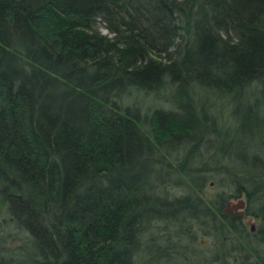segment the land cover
I'll list each match as a JSON object with an SVG mask.
<instances>
[{
    "label": "trees",
    "instance_id": "1",
    "mask_svg": "<svg viewBox=\"0 0 264 264\" xmlns=\"http://www.w3.org/2000/svg\"><path fill=\"white\" fill-rule=\"evenodd\" d=\"M255 141L264 0H0V264H141L159 228L212 240L166 264H264Z\"/></svg>",
    "mask_w": 264,
    "mask_h": 264
},
{
    "label": "rangeland",
    "instance_id": "2",
    "mask_svg": "<svg viewBox=\"0 0 264 264\" xmlns=\"http://www.w3.org/2000/svg\"><path fill=\"white\" fill-rule=\"evenodd\" d=\"M100 26L102 27V32L107 33V30L104 28V24L101 23ZM133 97L135 99H140L142 101L141 103L144 109H147L148 107L153 108L163 105L162 100L154 99L151 97H144L143 95L138 93L134 94ZM131 101L132 99L128 100V102ZM222 109H223V103H220L215 112L216 113L215 116L218 117L216 119L217 126L234 127L235 125L234 119L231 117L230 113L228 112L222 115V113L220 112ZM255 134H257V132H255ZM253 139H257L256 135L255 137H253ZM254 144L258 146L257 141H255ZM239 147L240 150L243 151V146L241 145ZM258 152H260L261 155L264 156V150H260L259 146L256 149L253 147L249 154L253 155L254 153H258ZM253 157L255 156L253 155L249 159H252ZM249 164L251 167H253L254 160H249ZM214 186L215 187H213L211 190L222 189L221 185L214 184ZM231 202L236 203L237 200L234 201L232 200ZM233 211L234 213H239L240 211L243 210L238 208ZM242 222L244 223L246 230L251 232H253L255 229H257V227H259L262 224L258 218L247 215H244V217L242 218ZM203 234L204 233H199L195 238L194 237L190 238L184 235L183 233L180 234L181 236H178L174 231L164 233L162 228L152 229L149 236L144 237L142 260L139 259V262L141 261V264H166L168 263L167 258L174 261L173 258H176L179 255L181 256L180 259H182V256L183 258L185 257V259L187 260L186 262L197 261L200 259L198 257L207 255V249H209L207 243L210 244L212 242L210 236H205ZM212 245L210 246H212L213 248L215 244ZM163 250L166 252L165 254Z\"/></svg>",
    "mask_w": 264,
    "mask_h": 264
},
{
    "label": "water",
    "instance_id": "3",
    "mask_svg": "<svg viewBox=\"0 0 264 264\" xmlns=\"http://www.w3.org/2000/svg\"><path fill=\"white\" fill-rule=\"evenodd\" d=\"M233 209H234V208L228 206V207L226 208V211H227V212H232Z\"/></svg>",
    "mask_w": 264,
    "mask_h": 264
},
{
    "label": "flooded vegetation",
    "instance_id": "4",
    "mask_svg": "<svg viewBox=\"0 0 264 264\" xmlns=\"http://www.w3.org/2000/svg\"><path fill=\"white\" fill-rule=\"evenodd\" d=\"M233 211V210H232ZM231 213V212H230Z\"/></svg>",
    "mask_w": 264,
    "mask_h": 264
}]
</instances>
